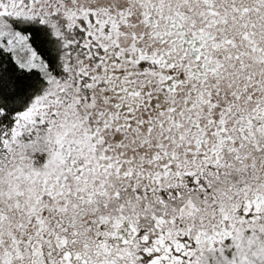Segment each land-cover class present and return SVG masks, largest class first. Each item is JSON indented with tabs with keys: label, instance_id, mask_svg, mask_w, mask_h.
I'll list each match as a JSON object with an SVG mask.
<instances>
[{
	"label": "snow or ice",
	"instance_id": "6c2138e0",
	"mask_svg": "<svg viewBox=\"0 0 264 264\" xmlns=\"http://www.w3.org/2000/svg\"><path fill=\"white\" fill-rule=\"evenodd\" d=\"M0 264H264V0H0Z\"/></svg>",
	"mask_w": 264,
	"mask_h": 264
}]
</instances>
